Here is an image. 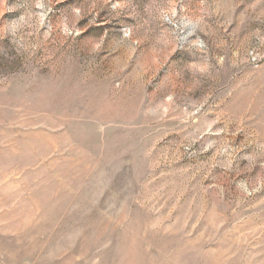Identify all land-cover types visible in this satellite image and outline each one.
Listing matches in <instances>:
<instances>
[{
    "label": "rangeland",
    "instance_id": "1",
    "mask_svg": "<svg viewBox=\"0 0 264 264\" xmlns=\"http://www.w3.org/2000/svg\"><path fill=\"white\" fill-rule=\"evenodd\" d=\"M0 264H264V0H0Z\"/></svg>",
    "mask_w": 264,
    "mask_h": 264
}]
</instances>
